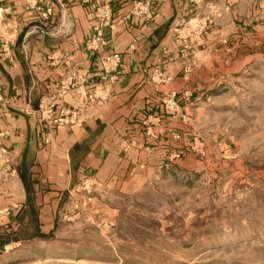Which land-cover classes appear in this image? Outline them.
I'll use <instances>...</instances> for the list:
<instances>
[{
	"label": "rangeland",
	"instance_id": "374dc122",
	"mask_svg": "<svg viewBox=\"0 0 264 264\" xmlns=\"http://www.w3.org/2000/svg\"><path fill=\"white\" fill-rule=\"evenodd\" d=\"M208 2L214 83L166 158L86 206L69 190L48 237L1 211L0 239L22 238L0 264H264V0Z\"/></svg>",
	"mask_w": 264,
	"mask_h": 264
},
{
	"label": "crops",
	"instance_id": "0c3cea01",
	"mask_svg": "<svg viewBox=\"0 0 264 264\" xmlns=\"http://www.w3.org/2000/svg\"><path fill=\"white\" fill-rule=\"evenodd\" d=\"M94 1L38 0L51 9L45 19L26 10V0L1 2L11 8L0 25V212L13 213L5 222L20 226L22 212L25 227L48 231L69 190L83 178H94L98 187L117 188L149 172L166 158L171 149L166 143L177 130L164 113L165 95L175 90L189 109L213 86L218 50L208 36L186 61L178 58L180 46L171 30L178 16L199 12L208 0H150L149 19L127 17L132 0H103L115 20L104 32L107 45L97 53L85 48ZM6 41L8 53L3 51ZM114 51L122 66L106 103L86 105L77 125L59 127L40 119L41 95L55 94L66 76V60L56 61L62 53L72 55L87 75L81 95L74 92L58 100L60 106H73L83 102L97 81L99 56ZM167 55L175 60L162 64ZM158 65L172 76L169 84L150 80Z\"/></svg>",
	"mask_w": 264,
	"mask_h": 264
},
{
	"label": "built area",
	"instance_id": "2783aa9c",
	"mask_svg": "<svg viewBox=\"0 0 264 264\" xmlns=\"http://www.w3.org/2000/svg\"><path fill=\"white\" fill-rule=\"evenodd\" d=\"M0 0V25L6 21V17L11 13V8L3 6ZM26 10L36 11L42 18H47L50 8H42L38 0H26ZM153 13V3L150 0H132L127 17H136L140 19H149ZM93 26L89 39L85 43V48L91 52H99L107 45L105 38V29L114 25L115 15L109 4L103 0L93 2L91 12ZM212 20L209 17H201L198 13H192L188 16H178L171 27L174 37L179 42L178 58L190 61L196 53V48L200 46L201 39L205 31L211 25ZM4 53L9 51V43L6 41L3 45ZM167 53L166 51L164 52ZM66 60L68 67L65 78H63L55 94H43L39 99L37 108L40 119L47 125L59 127L77 125L80 122L81 111L91 103H106L113 92V84L117 79L118 71L122 66L121 55L118 52H109L102 54L98 58V79L89 91H86L83 102L77 105H59L58 100L65 95L74 92L81 95L80 89L84 88L87 81V75L82 73L77 67L72 55L62 53L58 60ZM173 56H166L162 64L174 61ZM172 76L168 74L163 65H158L152 69L150 80L155 84L165 85L172 81ZM4 102V95L0 86V105ZM164 113L173 123L186 122L187 111L184 105L178 99V93L175 90L168 92L163 99ZM151 134L150 131L147 132ZM174 138L179 135L174 134ZM4 154L0 149V156ZM177 157V155H175ZM98 184L92 177L83 178L76 184L72 191L75 194L83 196L82 205H88L92 200V193ZM7 210V209H6Z\"/></svg>",
	"mask_w": 264,
	"mask_h": 264
},
{
	"label": "trees",
	"instance_id": "16d2710c",
	"mask_svg": "<svg viewBox=\"0 0 264 264\" xmlns=\"http://www.w3.org/2000/svg\"><path fill=\"white\" fill-rule=\"evenodd\" d=\"M22 214V216L20 217V220H19V224H20V226H19V231L21 232V230H23V229H25L26 227L24 226V224H23V217H24V213H22V212H20L19 214H18V216L19 215H21ZM35 229H38L39 230V228H35ZM34 234H35V236L36 235H40V236H45V237H48L49 235L48 234H44V233H41V231H35L34 232ZM22 237H17V238H14V239H0V244H2V245H4V244H6V243H8V242H10V241H17L18 239H21Z\"/></svg>",
	"mask_w": 264,
	"mask_h": 264
}]
</instances>
